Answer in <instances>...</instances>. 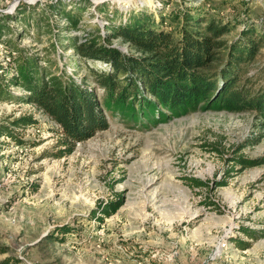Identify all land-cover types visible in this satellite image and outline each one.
Returning <instances> with one entry per match:
<instances>
[{
    "label": "rangeland",
    "instance_id": "374dc122",
    "mask_svg": "<svg viewBox=\"0 0 264 264\" xmlns=\"http://www.w3.org/2000/svg\"><path fill=\"white\" fill-rule=\"evenodd\" d=\"M56 1L0 0V70L16 72L9 52L20 49L48 70L65 69L79 82L88 77L104 100L106 90L89 66L109 64L79 59L69 37L97 25L105 33L108 17L120 22L137 10L180 33L183 16L173 14L187 10L202 25L212 17L229 21L223 36L229 40L255 26L263 39L248 75L264 85V0H60L66 9L86 5L77 29H67L65 17L51 10ZM112 43L141 53L122 37ZM25 93L13 84L0 96V122L21 114L36 119L10 125L22 143L0 134V264H264V161L243 166L236 159L264 158V128L254 111L205 107L203 100L179 114L159 105L104 103L109 127L56 156L59 124ZM189 176L209 184L193 186ZM119 196L114 213L104 220L92 215L100 200ZM65 223L74 229L62 235L56 229Z\"/></svg>",
    "mask_w": 264,
    "mask_h": 264
},
{
    "label": "trees",
    "instance_id": "16d2710c",
    "mask_svg": "<svg viewBox=\"0 0 264 264\" xmlns=\"http://www.w3.org/2000/svg\"><path fill=\"white\" fill-rule=\"evenodd\" d=\"M82 1L86 5L91 3V0ZM48 5L65 17L67 29L80 27L86 5L74 3L72 8L66 9L60 0ZM99 8L104 6L99 5ZM180 16L184 19L180 33L158 26L159 22L152 14L137 10L120 22L108 17L105 33L97 25L82 36L69 37L79 59L109 64L110 69L89 66L91 75L106 90L104 100L96 88L88 84V77L79 82L73 76H65V69L61 73L48 70L36 55L22 53L20 49V52L16 50V55L13 50L9 52L15 60L16 72L8 74L0 70V96L9 92V86L13 84L27 89L23 98L36 104L59 124L57 141L62 146L55 152L56 156L71 153L78 142L109 127L104 103H116L121 108L159 105L179 114L197 107L203 100L205 107L254 111L264 128V85L256 86L253 76L248 75L249 65L255 60L263 39L255 36V26L244 27L239 37L229 40L223 38L232 29L229 21L212 17L202 25V21L187 10H177L173 14L175 19ZM46 25L50 27L51 23ZM2 27L0 24V33ZM116 37H122L141 53L124 51L113 45ZM35 122L33 115L21 114L10 124L0 122V134L10 135L22 143L21 136L16 135L10 125L20 127ZM236 159L243 166L264 161V158L244 155L236 156ZM189 179L193 186L209 184L200 177L189 176ZM122 203L120 196L100 200L92 215L104 220ZM73 229L65 223L56 230L65 235ZM244 230L252 238L257 236L253 229ZM238 242L243 247L250 245L245 240ZM10 259L5 257L2 263H9Z\"/></svg>",
    "mask_w": 264,
    "mask_h": 264
},
{
    "label": "built area",
    "instance_id": "2783aa9c",
    "mask_svg": "<svg viewBox=\"0 0 264 264\" xmlns=\"http://www.w3.org/2000/svg\"><path fill=\"white\" fill-rule=\"evenodd\" d=\"M219 243H220L221 247H226L227 248L229 246V244H230V241H229V239L227 237H222L221 240L219 241Z\"/></svg>",
    "mask_w": 264,
    "mask_h": 264
}]
</instances>
